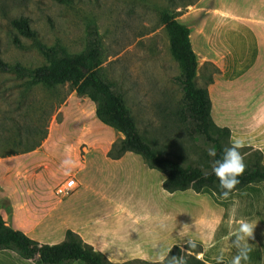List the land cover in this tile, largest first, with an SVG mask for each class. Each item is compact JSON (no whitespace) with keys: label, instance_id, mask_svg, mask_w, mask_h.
I'll use <instances>...</instances> for the list:
<instances>
[{"label":"crops","instance_id":"0c3cea01","mask_svg":"<svg viewBox=\"0 0 264 264\" xmlns=\"http://www.w3.org/2000/svg\"><path fill=\"white\" fill-rule=\"evenodd\" d=\"M204 9L212 24V51L227 76L224 86L219 79L212 84L219 95L218 120L232 129L230 141L261 150L264 163V0H211ZM75 97L66 99L65 109ZM78 99L81 106L88 97ZM79 110L76 119L86 125L100 121L94 108ZM108 129L103 138L98 134L106 144L84 151L86 136L55 131L35 149L0 156V212L7 224L48 244L63 241L72 229L113 262H160L174 245L192 241L202 245L199 257L205 262L231 264L238 251L234 233L243 219L254 231L247 241L249 259L241 264H264V181L227 198L210 188L171 193L163 187L166 175L140 154L107 156L117 133ZM69 175L77 187L59 198L55 188ZM0 264L37 263L4 249Z\"/></svg>","mask_w":264,"mask_h":264},{"label":"rangeland","instance_id":"374dc122","mask_svg":"<svg viewBox=\"0 0 264 264\" xmlns=\"http://www.w3.org/2000/svg\"><path fill=\"white\" fill-rule=\"evenodd\" d=\"M209 6L211 0H0V58L33 70L48 63L41 44L60 45L70 54L83 53L90 45V29L96 26L103 49L102 75L125 99L141 134L155 149L179 156L185 164L208 162L211 146L183 117L184 92L176 80L181 67L172 54L164 15L172 14L191 27L198 58L196 81L209 93L213 89L212 117L227 126L225 120H218L219 95L212 87L216 79L224 86L227 76L208 37L212 24L204 8ZM19 16L30 18L36 38L26 37L12 26L11 20ZM211 74L213 82L208 83ZM72 93L76 97L67 110L64 103ZM79 97L87 96L79 95L69 83L47 86L34 83L30 75L0 71V156L35 149L55 131L86 136L83 151L106 144L98 134L106 136L108 125L92 120L86 125L76 119L81 106L86 112L96 110L89 97L86 104H77ZM122 136L117 132L113 141ZM248 148L257 149L250 145L240 149L245 164L254 156Z\"/></svg>","mask_w":264,"mask_h":264},{"label":"trees","instance_id":"16d2710c","mask_svg":"<svg viewBox=\"0 0 264 264\" xmlns=\"http://www.w3.org/2000/svg\"><path fill=\"white\" fill-rule=\"evenodd\" d=\"M164 22L170 36L172 54L181 67V74L176 80L181 84L184 92L183 117L188 120L191 128L217 151L216 157L206 156L210 160L208 162L204 160L196 164H185L179 156L155 149L141 134L125 99L102 75L103 49L96 26L90 29V45L83 53L70 54L60 45L41 44L40 49L48 61L47 64L28 70L20 62L13 64L0 58V71L14 72L21 76L30 75L34 83L47 86L69 83L79 95H85L96 103V116L102 123L123 134L113 142L107 153L108 157L119 159L128 151L138 153L150 168L166 175L163 187L167 191L173 193L193 189L200 192L204 188H210L220 197H224L219 188V181L212 174V164L214 160L220 158L222 149L230 146L231 130L214 121L209 90L207 87L199 86L196 81L198 58L190 38L191 27L169 13H165ZM11 24L24 36L37 37V31L31 27L29 17H15L11 20ZM15 42L20 43L17 38ZM211 82H213L212 74L208 77V83ZM248 149L247 151H252L254 156L246 164L244 174L238 177L240 183L230 193L251 183L264 181L263 153L259 149ZM4 249L12 250L37 264H133V262L111 261L72 229H67L65 239L59 243H42L7 224L0 212V250ZM201 252H203L202 245L191 241L184 245H174L163 261L141 262L206 264L199 257ZM214 264H222V262Z\"/></svg>","mask_w":264,"mask_h":264},{"label":"clouds","instance_id":"9594fccd","mask_svg":"<svg viewBox=\"0 0 264 264\" xmlns=\"http://www.w3.org/2000/svg\"><path fill=\"white\" fill-rule=\"evenodd\" d=\"M261 122H264V120ZM244 146L245 144L242 140H233L230 146L222 149L220 158L213 161L212 174L219 181V188L222 190V195L225 198L240 183L238 177L242 176L245 172L246 164L244 163V156L240 152V149ZM207 153L210 157H216V148H208ZM68 162V160H65L63 163L66 164ZM253 231L254 226L252 224L243 219L239 222L238 228L234 233L238 241L236 244L238 251L233 257L231 264H241V261H247L249 259L248 254L250 249L248 248L247 241L253 237ZM163 258L161 256V261H163ZM173 259L176 258L173 257Z\"/></svg>","mask_w":264,"mask_h":264},{"label":"built area","instance_id":"2783aa9c","mask_svg":"<svg viewBox=\"0 0 264 264\" xmlns=\"http://www.w3.org/2000/svg\"><path fill=\"white\" fill-rule=\"evenodd\" d=\"M77 187L75 182V177L73 175H69V178L66 181L58 184L55 188V194L59 198L68 197L74 189Z\"/></svg>","mask_w":264,"mask_h":264}]
</instances>
